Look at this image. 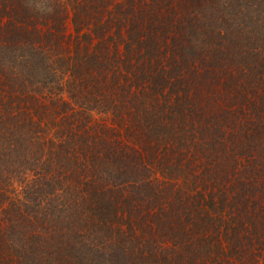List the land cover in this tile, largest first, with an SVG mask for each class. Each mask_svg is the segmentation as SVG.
<instances>
[{
	"label": "trees",
	"instance_id": "obj_1",
	"mask_svg": "<svg viewBox=\"0 0 264 264\" xmlns=\"http://www.w3.org/2000/svg\"><path fill=\"white\" fill-rule=\"evenodd\" d=\"M0 264H264V0H0Z\"/></svg>",
	"mask_w": 264,
	"mask_h": 264
}]
</instances>
